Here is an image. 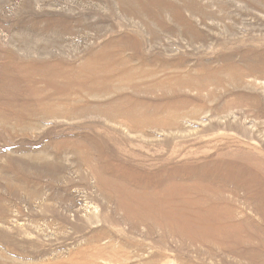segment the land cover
Wrapping results in <instances>:
<instances>
[{"label":"rangeland","instance_id":"obj_1","mask_svg":"<svg viewBox=\"0 0 264 264\" xmlns=\"http://www.w3.org/2000/svg\"><path fill=\"white\" fill-rule=\"evenodd\" d=\"M0 264H264V0H0Z\"/></svg>","mask_w":264,"mask_h":264},{"label":"bare ground","instance_id":"obj_2","mask_svg":"<svg viewBox=\"0 0 264 264\" xmlns=\"http://www.w3.org/2000/svg\"><path fill=\"white\" fill-rule=\"evenodd\" d=\"M235 167V166H234ZM240 167V166H239ZM238 176V175H237ZM177 203V202H176ZM246 255V254H245ZM249 255V254H248ZM247 256V255H246ZM246 256H244V258L246 257ZM242 260V259H241ZM247 262V261H246ZM249 262V261H248ZM253 263V262H252Z\"/></svg>","mask_w":264,"mask_h":264}]
</instances>
